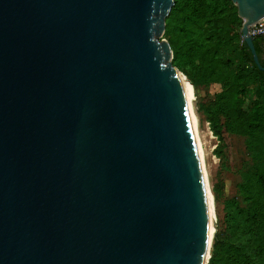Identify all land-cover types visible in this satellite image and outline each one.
Masks as SVG:
<instances>
[{"label":"water","instance_id":"obj_1","mask_svg":"<svg viewBox=\"0 0 264 264\" xmlns=\"http://www.w3.org/2000/svg\"><path fill=\"white\" fill-rule=\"evenodd\" d=\"M229 1L264 71L248 35L264 0ZM172 6L0 0V264H203L192 86L162 39Z\"/></svg>","mask_w":264,"mask_h":264},{"label":"trees","instance_id":"obj_2","mask_svg":"<svg viewBox=\"0 0 264 264\" xmlns=\"http://www.w3.org/2000/svg\"><path fill=\"white\" fill-rule=\"evenodd\" d=\"M241 26L229 0H173L163 35L172 66L193 89L220 86L197 111L218 141L222 129L243 137L252 162L237 187L244 208L229 217V232L214 237L207 264H264V71L241 42ZM253 44L264 68V39Z\"/></svg>","mask_w":264,"mask_h":264},{"label":"rangeland","instance_id":"obj_3","mask_svg":"<svg viewBox=\"0 0 264 264\" xmlns=\"http://www.w3.org/2000/svg\"><path fill=\"white\" fill-rule=\"evenodd\" d=\"M162 39L165 40L163 37ZM254 86L255 84L250 85L248 89L250 93ZM219 92V85L192 88L190 104L196 126L203 173L213 202L215 233L211 243L216 235L229 232V217L234 215L237 209L244 208L237 187L242 174L252 165L245 150L243 137L228 134L222 129V141H218L210 132L204 116L197 111L199 105L213 102Z\"/></svg>","mask_w":264,"mask_h":264},{"label":"bare ground","instance_id":"obj_4","mask_svg":"<svg viewBox=\"0 0 264 264\" xmlns=\"http://www.w3.org/2000/svg\"><path fill=\"white\" fill-rule=\"evenodd\" d=\"M183 86H184V89H185V92H186V97H187V103H188V107H189V110H190V113H191V122H192V125H193V130H194V133H195V140H196V145H197V150H198V154H199V159L201 161V166H202V159H201V153H200V150L198 149V140H197V137H196V126H195V122H194V119H193V115H192V112H191V99H192V87L189 86L188 83H186L184 80H183ZM202 172H203V168H202ZM203 180H204V187H205V192H206V206H207V236H206V240H205V253H204V258H203V264H206L207 261H208V257H209V253H210V248H211V240H212V237L215 233L214 231V226H215V216H214V209H213V202H212V198H211V195L207 189V185H206V180H205V177H204V173H203Z\"/></svg>","mask_w":264,"mask_h":264},{"label":"built area","instance_id":"obj_5","mask_svg":"<svg viewBox=\"0 0 264 264\" xmlns=\"http://www.w3.org/2000/svg\"><path fill=\"white\" fill-rule=\"evenodd\" d=\"M248 35L251 38L264 39V19L248 29Z\"/></svg>","mask_w":264,"mask_h":264}]
</instances>
